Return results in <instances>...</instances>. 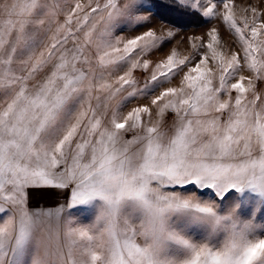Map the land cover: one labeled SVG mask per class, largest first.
<instances>
[{"label": "snow or ice", "instance_id": "snow-or-ice-1", "mask_svg": "<svg viewBox=\"0 0 264 264\" xmlns=\"http://www.w3.org/2000/svg\"><path fill=\"white\" fill-rule=\"evenodd\" d=\"M154 7L0 0V264H264V12L173 0L242 51L212 27L153 64L177 35ZM44 187L64 203L30 208ZM96 197L92 222L68 214Z\"/></svg>", "mask_w": 264, "mask_h": 264}, {"label": "rangeland", "instance_id": "rangeland-1", "mask_svg": "<svg viewBox=\"0 0 264 264\" xmlns=\"http://www.w3.org/2000/svg\"><path fill=\"white\" fill-rule=\"evenodd\" d=\"M150 2H152L155 7L153 22L148 25V27L156 29L158 34L166 33L168 29H172L177 32V35L171 43L166 44L162 50L153 52L149 56L145 57L152 60L153 64L166 57V55L169 54L173 48H176L182 55L190 54L193 51L191 47L193 41L190 37H203L206 42L208 39L207 32L212 27H216L218 29L221 36V48L226 54H230L232 51H242L234 33L227 28L221 19L217 18L212 19L210 22H206V18H203L200 15L170 7L173 0H150ZM220 7L221 6L218 5V8ZM250 7H257L258 10L264 12V0H233V10L237 16L245 14L251 16L250 11L247 13L243 11L244 9H250ZM144 30L146 29H139V31ZM135 34L137 33H125V35ZM196 42L199 43V41ZM186 70L187 69H185V71ZM242 74L250 75L248 72H244ZM134 75L143 81V78L147 75V73L137 70ZM178 84L179 79L174 78L170 85L166 84L164 86H176ZM257 87L258 89H264V82H257ZM233 95H235V93H233ZM147 102V99L143 98L134 100L132 104H129L128 107L124 109V111L126 112L135 104H143ZM165 119L166 122L170 121L171 114L167 115ZM131 135V133L128 134L126 138L130 139ZM64 200L65 194L63 193V190L60 189L44 187L29 190L30 208L56 207L58 204L64 203ZM102 204V199L96 197L90 202L75 205L67 211L71 217L75 218L80 223H90L95 219ZM245 211L247 212V209Z\"/></svg>", "mask_w": 264, "mask_h": 264}]
</instances>
